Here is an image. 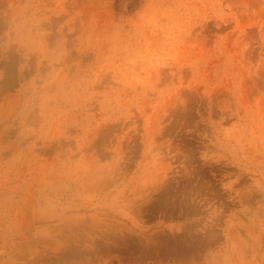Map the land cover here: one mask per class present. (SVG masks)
<instances>
[{
  "label": "rangeland",
  "instance_id": "obj_1",
  "mask_svg": "<svg viewBox=\"0 0 264 264\" xmlns=\"http://www.w3.org/2000/svg\"><path fill=\"white\" fill-rule=\"evenodd\" d=\"M0 264H264V0H0Z\"/></svg>",
  "mask_w": 264,
  "mask_h": 264
}]
</instances>
